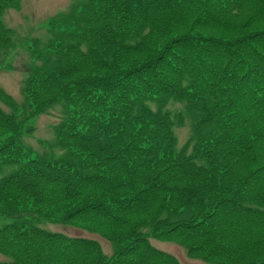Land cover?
<instances>
[{"label": "trees", "instance_id": "trees-1", "mask_svg": "<svg viewBox=\"0 0 264 264\" xmlns=\"http://www.w3.org/2000/svg\"><path fill=\"white\" fill-rule=\"evenodd\" d=\"M22 1L0 0V61ZM79 15L31 49L22 105L0 86V264H182L151 239L264 264V0H89ZM59 102L66 155L34 157L29 124ZM172 102L194 118L180 149Z\"/></svg>", "mask_w": 264, "mask_h": 264}, {"label": "rangeland", "instance_id": "rangeland-1", "mask_svg": "<svg viewBox=\"0 0 264 264\" xmlns=\"http://www.w3.org/2000/svg\"><path fill=\"white\" fill-rule=\"evenodd\" d=\"M87 2L89 0H23L19 10L10 9L4 13L3 21L11 31V45L8 48V53L0 61V86L14 96L19 104L23 103L20 82L24 78L25 64L32 60L31 49L44 50V43L51 37L48 31L53 27L63 29L71 25L80 16L79 14ZM169 108L173 113H182L186 116V125L175 130L179 141L178 149H180L193 133L194 118L188 114L185 103L172 102ZM64 109L67 110V104L59 102L49 114L31 120L29 124L31 132L27 134L25 143L32 150L34 157L43 159L65 157L66 151L56 145V133L53 128L65 116ZM12 221L13 216H0V227L8 225ZM41 227L71 237L95 239L101 244L106 256L110 257L113 254L111 243L97 235L56 224L47 223ZM151 242L157 249L177 257L182 264H204L200 261L190 260L187 252L176 244L160 242L155 239H151ZM7 260V257L0 254V262Z\"/></svg>", "mask_w": 264, "mask_h": 264}]
</instances>
